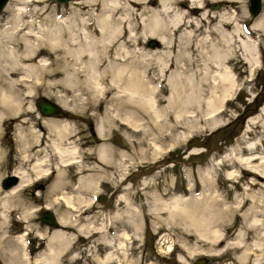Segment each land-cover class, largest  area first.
<instances>
[{"label": "rangeland", "instance_id": "374dc122", "mask_svg": "<svg viewBox=\"0 0 264 264\" xmlns=\"http://www.w3.org/2000/svg\"><path fill=\"white\" fill-rule=\"evenodd\" d=\"M71 1L41 0L37 4L31 2L27 4V12H34L33 15L38 17H35V19H40V16L44 13L59 16L62 13H70L72 9L85 10V8L80 7L82 4ZM99 1H92L93 3L86 5V7L96 8ZM150 1L153 0H148V4L152 5ZM203 1L206 2L204 9H208V11L232 10L230 13L234 19L230 22L231 29L237 27L243 39L247 40L246 37L249 35L251 39L257 40L258 44L257 53L254 55L255 63L251 65L245 60L246 52L237 41L240 35L235 37L236 41L231 44L234 53L227 54L225 57L229 62L232 78L235 82L228 96L224 99L221 100V89L219 87L214 89H211L210 86L207 87L200 96L201 105H197L193 101L192 90L188 87L182 88L178 96L173 94L168 86L165 90L159 89L160 86L163 87L162 81L159 83L158 80H148L145 77V63L148 62L154 65L158 57L156 52L163 47L159 41L155 46L148 45V41L155 39V37L144 38L143 35H140L134 43H125L129 54H131L128 56L139 60L140 64L137 71L142 79L148 80L146 84H149L151 90V94L147 91V96L145 94L143 97L142 95L139 96V100L142 98L140 103L139 100L136 105L126 101V97L130 95L128 91L124 92L123 95L125 98L123 100L126 102L122 101V105L118 107L115 103L116 100L113 98V92L100 91L89 96V93L84 89H81L84 92H81L79 88L65 92L63 89H59L60 87L51 85L46 87L47 91L42 87L33 89L21 102V108L17 111V115L11 113L4 115L0 122V145L4 149L0 156L3 158H0V179L10 172L12 173L20 165V145L17 130L19 124L40 134L41 140L34 147L35 152L37 151L34 156L45 159L48 164L45 168L49 166L50 171L55 167L56 159L53 147L50 145L52 134L46 128L47 124H45L48 123L47 119H50V117L53 120L61 119V121L69 124L66 143L69 144L70 142L75 147V158L72 161H77L83 168L78 172V175L76 174V167L67 168L68 174L65 175L64 179L68 184L56 188L54 193H52L53 191L47 192V188L55 179V176L51 175L49 178L39 179L32 177L33 181L37 182L33 184L31 182L30 185L22 184L21 189L15 196L5 197L8 202L2 200L8 205V213L4 220L0 217V264H35L31 261L36 256H46L48 254L47 236L55 228L44 224L38 215L46 204H49L47 209L51 210L56 218L68 216L69 221L76 219L72 223H65L56 227L66 235V247H62L61 251L56 249L53 252V260L49 258L48 264H113L114 261L118 264H183L179 259L180 256L185 264H195L200 259H202L201 264L234 263L232 261L233 254L239 250H236L230 242L233 240L235 228L244 226L240 217L226 215L227 213L222 216L227 220L222 221L221 224L224 229L220 237L221 240L213 242V245V243L198 238L196 233H192L190 224L187 225L180 215L175 213L170 215L167 210L176 204L181 197L183 199L187 198V200L199 198L201 188H204L198 182L199 175L210 176L213 174V183L217 187V191L224 194L226 188L234 185V191L240 194L245 189L250 191V188L251 190L258 188L264 192V178H256L257 182L255 184L245 188L243 183L251 177L247 171H238L240 185L239 183L237 185L232 181L222 180L221 172L223 169L217 164L220 158L232 157L237 146L245 144L246 141H257L258 136L263 137L262 119L259 120L261 121L260 124L253 123V126L250 125V128H246L247 121L254 117L264 105V49L262 47V43H264V25L254 29L250 28L251 24L256 22L258 16L263 12V9L256 16H253L247 12V0H222L227 4L219 5V8H211L209 5L216 0ZM8 2L9 0L4 5L6 6ZM11 2L13 5L16 0H11ZM181 2L187 4V0H176L174 7H179L181 10L185 8ZM262 2L264 3V0ZM4 5L0 9V27L8 19L9 13L13 12L11 6L9 10L5 9ZM35 5L36 8L33 9L32 6ZM40 7L42 10L39 9ZM32 9L33 11H31ZM137 12L138 10L128 12L127 16L130 23L133 21L131 25H134L135 30L139 31L141 26L140 14ZM209 13L205 14V18L197 17L196 13H191L190 17L195 16L196 19H199L195 21L197 25L192 22L188 27L193 28L194 38H196V34L206 31L208 32V39L215 40L218 46H222V42L217 39L216 33L214 34V31L210 30L213 19ZM141 15H144V13ZM23 18H26V16ZM226 28L230 29L227 26ZM192 40L190 39V42ZM173 43L172 51H175V41ZM204 46L207 45L204 44ZM187 49L191 57L194 58L193 61L200 60V51L197 47L189 44ZM143 52L149 54L146 56L143 55ZM39 56L44 59L41 60L44 64L50 61L51 58L46 54H39ZM174 76L173 72H168L164 77L165 83L171 82ZM148 77H151V73L148 74ZM105 80L100 81L105 83ZM66 82L67 80L65 84L68 83ZM104 83L98 85L101 90L105 89ZM156 93L159 98L162 95V101L153 105L152 98L155 99L154 95ZM78 94L80 100L77 99L79 98ZM65 95L67 96L65 97ZM38 96H44L58 104H60L58 100H65L66 107L60 104L65 110L64 116L53 117L40 114L34 104V100ZM173 98L174 100L176 98V101H180L182 106L185 107H174L172 105ZM145 102L150 104L149 106L152 105L153 108L151 106L147 109ZM79 103L81 104L79 105ZM135 106L137 110L133 108ZM140 107L141 109L143 107V109L141 110ZM106 108L110 109L107 110ZM150 108L151 110H149ZM119 109L121 110L119 111ZM152 109L155 110L154 113ZM109 114L110 116H108ZM125 114L136 120L134 128L128 127L127 123H122V116ZM116 115L120 116L117 117ZM105 116L109 120H106ZM99 121H101L103 129L101 138L96 135L95 131ZM111 122L114 124H111ZM103 124L107 127L104 128ZM107 142L111 147L108 148L110 151L108 149L106 151L107 159L102 162L97 159L96 150L98 144ZM259 147L261 148V145ZM228 169L233 170L232 168ZM88 175L96 181L94 185L87 188L88 190H83L81 193L71 187L72 184L75 185L78 178H84ZM95 181H92V184ZM2 191L4 189L0 187V197L3 194ZM213 191L212 189L211 192ZM159 195H162L160 196L162 198H158ZM232 197L231 191L225 194V200H228L226 201L227 204L231 205ZM2 201L0 200V202ZM26 205H28L30 212L24 219H20L21 209ZM157 205L162 207V210ZM68 206L73 208L70 209ZM244 206H246V203ZM132 208H135L136 214L138 212L135 222L139 224L137 225L138 237L134 243V248L127 242L128 240L124 242L123 239L124 233L131 234L130 225L127 223L130 217V211L128 210ZM169 216L171 219L168 220ZM137 219L138 221H136ZM160 219H164L163 223ZM245 230L246 239L249 240L253 235L252 230L247 227H245ZM23 232H25L23 235L25 245L22 247V243L17 238ZM105 237L112 238L111 245L114 255L111 262H104V255L107 250L103 241ZM123 243H125V247L121 252L117 248ZM16 245L18 252L23 253L24 248L30 258L29 262H25L23 255L10 256V251ZM260 262L264 264V256L260 259Z\"/></svg>", "mask_w": 264, "mask_h": 264}, {"label": "bare ground", "instance_id": "6f19581e", "mask_svg": "<svg viewBox=\"0 0 264 264\" xmlns=\"http://www.w3.org/2000/svg\"><path fill=\"white\" fill-rule=\"evenodd\" d=\"M39 1L41 0H16L12 5L11 0H9L7 5H4L5 9H9L11 6L13 12H8V19H6L3 26L0 27V122L7 113L16 114L21 108L23 99L29 95L33 89L42 87L47 91L46 87L51 85L60 87L59 89H63L65 92L77 88H79V90L84 89L89 93V96L99 93L100 91L113 92V98L116 100L115 103H117L116 106L118 107L122 105V101L125 99L123 95L126 91L130 93V95L126 97V101L135 105L142 101V98L140 99L141 101L139 100V96L142 95L143 97L144 94L146 95L147 91L151 94L149 84L146 83L148 80L152 79L158 80L159 83L162 81L163 87L160 86L161 88L159 89L165 90L168 86L170 91L177 96L182 88L188 87L192 90L193 101L197 105L202 104L200 96L207 87L210 86L211 89L219 87V89H221L222 100L228 96V93L234 85L235 81L232 78L231 67L225 57L227 54L234 53L231 44L236 41L235 37H238L241 32H239L240 30L237 29V27H232L233 29H231L230 22L234 19L230 13L232 10L208 11V9H204L206 2L203 0H187L185 8H182V10L179 7H174L176 0H153L150 1L152 5L148 4V0H100L96 8L86 7V5L93 3L92 1L97 2V0H72L71 2L82 4L80 7L82 9L85 8V10L72 9L70 13H62L59 16L54 14L50 15L51 13H44L40 16V19H35L37 16L33 15L34 12H27V4L31 2H36L37 4ZM14 4L17 5L15 6ZM32 8H36V5L32 6ZM33 9L31 11H33ZM39 9H41V7ZM134 10H138L140 14L139 21L141 26L139 31L135 30V26L131 25L133 21L130 23V19L127 16L128 12H133ZM207 12H210V17L213 19H211L212 23L210 24V30H213L214 34L216 33L217 39L222 42V46H218L215 40L212 41L208 39V32L202 31V29V32L196 34V38H194L195 33L193 32V28L188 27L192 22L199 19H196L197 17L205 18L204 16ZM142 13H144V15H141ZM191 13H196L197 17H190ZM25 16L26 18H23ZM43 23L45 24L43 25ZM263 25L264 8L263 12L258 16L256 22L251 24L250 28L254 29L262 27ZM226 26L230 27V29L226 28ZM140 35H143L142 37L144 38L155 37L163 47L160 51L156 52L158 57L154 65L148 62L145 63V77L148 80H144L139 76V72L137 71V67L140 64L139 60L134 57L130 58L128 55L131 54H129L125 46L126 42L134 43ZM240 36L237 41H239V45H241V47L243 46L246 52L245 60L253 65L255 63L254 55L257 53L258 48L257 40L255 41L253 37V39H251L249 35L246 37L247 40L243 39L242 35ZM190 39H194L192 40L193 42H190ZM173 41H175L176 45L175 51H172V46L174 45ZM189 44L199 49V55L201 57L199 61H193L194 58L191 57L187 49ZM204 44L207 46H204ZM262 47L264 49V43H262ZM39 54L51 56L50 61L44 64L41 61L44 59H41ZM148 54V52H143V55L147 56ZM168 72H173L175 76L171 82L169 81V83L166 84L164 77ZM149 73H151V77H148ZM48 79H50V81H48ZM66 80L68 82H66L67 84H65ZM100 80H105V83ZM101 83L105 84V89L101 90L99 88L98 85ZM81 92L84 91L81 90ZM157 95V93L154 95L155 99L152 98L153 105H155V103L159 104L162 101V95L160 98ZM66 96L67 95H65V97ZM77 99L80 100V97ZM64 101L58 100L62 106L66 107ZM172 101L174 107H185L182 106L180 101H176V98L175 100L173 98ZM142 103L144 104V101ZM80 104L81 103H79V105ZM149 105L150 104L146 103L145 107L148 109L152 106ZM82 106L84 107V105ZM173 106L172 108H174ZM133 108L136 109V106ZM154 109H152V112L155 111ZM120 110L121 109H119V111ZM149 110H151V108ZM110 114L112 117V112ZM110 114L108 116H110ZM105 117L104 119L107 118L106 120H109L108 117ZM119 119L121 120V118ZM260 119L263 120L261 124L262 138L257 134V141H246L245 144L237 146L235 154L232 157L225 156L217 161V164L223 169L221 172L223 181H232L234 184L239 183L238 171H247L251 176L250 179L243 183L245 188L255 184L257 182L256 178H264V105L254 117L247 121L246 128H250V125L253 126V123L260 124ZM47 120L48 123L45 124H47L46 128L51 132L50 134H52L51 139H49L56 159L54 164L55 167L50 171L49 166L45 168L46 165H48L45 159H39L34 156L37 152H35L34 147L41 140L40 134L34 130H30L29 127L25 128L23 127L24 125L22 126L19 124L17 130L20 145V153L18 151L20 154V165L12 172L17 177V182L8 189L2 191L3 194L0 197L1 201H7L5 197L15 196L21 189L22 184L30 185L31 182L32 184L37 182L33 181L32 177L39 179L49 178L51 175L55 176V179L47 188V192L53 191L52 193H54L56 188L68 184L64 179L65 175L68 174L67 168L76 167L77 175L83 168L77 161H72L73 158H75V147L72 146L70 142L69 144L66 143V134L69 131V124L65 121H61V119L53 120L51 117ZM122 123H127L130 128L136 126V120L126 114L122 116ZM111 124L114 123L111 122ZM103 125L105 128L107 122L106 125ZM101 126V121H99L95 127L96 135L100 138L103 134ZM259 145H261V148ZM110 147L108 142L98 144L96 157L99 161L103 162L107 159L106 151ZM3 150V147L0 145V156ZM108 150L110 151V149ZM228 168H232L233 170H229ZM212 175L198 176V182L204 186V188L201 186L202 191L199 198H190L187 200V198L183 199L180 196L182 199L180 198L176 204L171 208L169 207L167 209L168 212H170V215L173 213L180 215L187 225L190 224L192 233H196L198 238H202L205 242L209 243L221 240L220 237L224 230L221 224L222 221L225 220L222 216H224L225 213H227L226 215L240 217L244 226L236 227L233 240L231 242L228 241L236 250H239L233 254V264H261L260 259L264 256V192L258 188L256 190H251L250 188V191L245 189L242 191V194H240L234 191L235 185L230 187L228 184L230 188H226L224 191L225 194L228 191L232 193L233 199L230 205L226 203L228 200H225V194L217 191V187L213 183ZM92 181L95 180L88 175L84 178H78L75 185L72 184L71 187L79 192L83 190L86 191L88 190L87 188H90L91 185L96 183L95 181L92 184ZM212 189L214 190L213 192H211ZM162 195H159L158 198ZM4 201L0 202V217L3 220L8 213V205H6ZM67 202L70 203L69 200H67ZM245 203L246 206H244ZM28 205L24 206L26 208L23 207L21 209L20 219H24L29 214L30 210L27 207ZM48 205L49 204H46L45 207H49ZM157 206L159 207V205ZM68 207H70V209L73 208L72 206ZM161 208L162 207H159V209ZM132 209L128 210L130 211V217L127 223L130 225L131 234L124 233L123 239L124 242L128 240L127 242L134 248V243L138 237L137 225L139 224L135 222L138 212L136 214L135 208ZM169 219H171L170 216L168 220ZM56 220L59 225H63L65 223H72L76 219L74 218L69 221L68 216H60L57 217ZM160 220H162L163 223L164 219ZM136 221H138V219ZM184 225L186 226V224ZM245 227L252 230L253 235L249 240L246 239ZM24 233L25 232L17 238L22 243V247L25 245ZM38 235L40 236V234ZM47 241L48 254L46 256H36L31 262L35 264H48L49 258L53 260V252L56 249L61 251L62 247H66L67 237L60 229L55 228L47 236ZM103 241L107 249L104 255V262H111L114 255L111 245L112 238L108 239V237H105ZM124 245L125 243L120 244L117 249L123 252ZM10 253L12 257L23 255L25 257V262H29L30 258L24 248L23 253L18 252L16 245ZM179 259L185 264L181 256ZM113 264L118 263L114 261Z\"/></svg>", "mask_w": 264, "mask_h": 264}, {"label": "water", "instance_id": "95a60500", "mask_svg": "<svg viewBox=\"0 0 264 264\" xmlns=\"http://www.w3.org/2000/svg\"><path fill=\"white\" fill-rule=\"evenodd\" d=\"M7 0H0V9L4 5V3ZM59 2L66 1V0H56ZM261 4V0H247V9L251 15H256L259 11ZM154 44H157V40L151 39L148 41V45L153 46ZM34 104L37 107L40 114L44 116H64L65 110L57 104L55 101L50 100L44 96H38L34 100ZM17 182V177L10 173L8 175H5L0 180V186L3 189H7L13 184ZM39 218L42 222L45 224L51 226V227H57L58 222L56 221V218L54 217L53 213L50 210L44 209L41 212H39ZM202 259L195 262V264H201Z\"/></svg>", "mask_w": 264, "mask_h": 264}, {"label": "flooded vegetation", "instance_id": "af4514ba", "mask_svg": "<svg viewBox=\"0 0 264 264\" xmlns=\"http://www.w3.org/2000/svg\"><path fill=\"white\" fill-rule=\"evenodd\" d=\"M226 1V0H225ZM230 1H234V0H230ZM212 4H209L210 6H212V5H220V6H222V5H224V4H227L226 2H223L222 0H216V1H214V2H211ZM182 6H184V3H182ZM248 11V10H247Z\"/></svg>", "mask_w": 264, "mask_h": 264}]
</instances>
